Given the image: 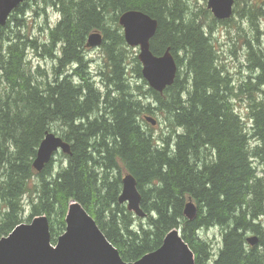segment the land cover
I'll return each instance as SVG.
<instances>
[{
    "label": "trees",
    "instance_id": "obj_1",
    "mask_svg": "<svg viewBox=\"0 0 264 264\" xmlns=\"http://www.w3.org/2000/svg\"><path fill=\"white\" fill-rule=\"evenodd\" d=\"M33 1L44 15L50 7L60 16L43 29L44 40L23 23L28 1L0 27V238L28 209L26 223L48 218L53 244L77 202L124 262L156 250L179 229L195 264H264V0L234 9L254 38L245 54L250 74L238 88L218 64L212 38L232 19L216 20L205 6L194 13L187 0ZM128 10L156 19L150 50L174 56L178 72L162 94L147 87L125 43L118 17ZM92 32L102 35L94 73L86 54ZM29 51L53 63L50 73L32 64ZM240 96L245 119L233 103ZM154 110L165 116V137L144 120ZM58 127L70 153H61L56 168L53 158L36 172L38 146ZM123 173L137 182L145 225L118 202ZM188 199L197 207L191 221L183 215ZM212 227L221 234L218 250L199 235ZM250 235L256 245L248 244Z\"/></svg>",
    "mask_w": 264,
    "mask_h": 264
},
{
    "label": "water",
    "instance_id": "obj_2",
    "mask_svg": "<svg viewBox=\"0 0 264 264\" xmlns=\"http://www.w3.org/2000/svg\"><path fill=\"white\" fill-rule=\"evenodd\" d=\"M28 0H0V27L6 25L11 13ZM206 7L216 20L232 17L234 0H205ZM125 43L137 48L141 64V75L148 87L162 94L176 78L178 67L174 56L167 49L156 56L150 50V41L157 29V20L147 14L128 10L118 17ZM102 35L92 32L87 38V48H98ZM151 125L155 122L149 117ZM70 153V146L59 136L47 132L36 151L32 166L41 172L51 162L54 154ZM141 196L135 178L124 173L121 177L119 204L139 218L146 214L140 207ZM188 220L197 216V207L188 200L183 210ZM249 245L258 243L255 236L247 239ZM0 264H195L193 252L177 229L170 230L159 248L135 262H124L117 249L107 240L95 220L77 202H71L65 217V231L54 244L50 240L49 220L45 215L37 216L29 223H22L9 234L0 238Z\"/></svg>",
    "mask_w": 264,
    "mask_h": 264
},
{
    "label": "rangeland",
    "instance_id": "obj_3",
    "mask_svg": "<svg viewBox=\"0 0 264 264\" xmlns=\"http://www.w3.org/2000/svg\"><path fill=\"white\" fill-rule=\"evenodd\" d=\"M235 1L236 3L238 2V4H236L233 9H236L237 7L239 10L243 5V0H234V2ZM28 4L29 5L26 8L25 15L23 18L24 19L23 23L30 26L29 29L27 28V31H29L33 36H36L39 39L44 40L46 31L44 32L43 29H47L48 27L52 28L57 23L60 16L57 11L51 9L50 7H47V10H45L46 15H44L40 10L41 6H38V4H36V1L28 0ZM187 4L190 7V10H192L194 13L198 11L196 7L198 8H201L203 6L206 7L205 0H187ZM230 19H232L231 22L218 24V26H216L214 32L212 33V38L214 39L216 51L219 56L218 64L225 69L226 73L230 77H232V80L234 81L236 88H238V85L243 80H246L248 75L250 74L246 68L245 54H246L248 41L254 43V38L250 33L246 19L240 18L237 14H234V10L232 17ZM11 29L13 31H16L14 27H12ZM40 32L43 34L42 36ZM259 39L262 45H264V37L260 35ZM131 49L134 50V52L132 53H136V54L138 53L137 48H131ZM86 54L87 57L91 59V69L92 72L94 73L98 69L99 64L101 63L100 50L99 48H89ZM29 57L31 58L32 64L34 66H40V69L46 70L47 72L50 73V69L53 66V63L50 60L35 58L33 56V53H31L30 51H29ZM100 91H103V89H101ZM240 97L241 98L234 99L233 103L236 111L245 119L246 100L243 99L244 95L243 97L242 96ZM153 101L154 99H152V102ZM145 116L149 117L155 122L154 125H151V123L145 120V122L153 129V133L156 136L162 135L164 133V137H165L168 134L169 127L165 123L164 120L165 116L163 113L155 111L154 114H145L144 118ZM52 131H55V133L54 132L52 133L58 134L60 128L58 127V130L54 128L52 129ZM53 158H54L53 167L56 168L57 162L61 159V152L54 154ZM28 215H29V210L27 209L26 212L23 214L22 223H26V218ZM133 216L135 217L136 220L137 216L135 215ZM139 223L144 224L145 219L137 218L135 224L138 225ZM199 235L202 239L211 242L214 249L218 250L221 242V234L219 228L212 227L207 230L202 229L200 230ZM249 237H251V235Z\"/></svg>",
    "mask_w": 264,
    "mask_h": 264
},
{
    "label": "bare ground",
    "instance_id": "obj_4",
    "mask_svg": "<svg viewBox=\"0 0 264 264\" xmlns=\"http://www.w3.org/2000/svg\"><path fill=\"white\" fill-rule=\"evenodd\" d=\"M188 6V5H187ZM163 19V18H162ZM198 21V20H197ZM203 21V20H202ZM228 21V20H227ZM230 21V20H229ZM209 22V21H208ZM211 22V21H210ZM229 23V22H228ZM209 24V23H208ZM157 25H158V23H157ZM202 27H204V26H202ZM242 30V29H241ZM207 32V31H206ZM252 34V33H251ZM118 49V48H117ZM253 56V55H252ZM260 57H261V55H260ZM101 59V58H100ZM247 60V59H246ZM256 60H258V59H256ZM98 65V64H97ZM184 71V70H183ZM183 73V72H182ZM142 76V75H141ZM181 76V75H180ZM139 84V83H138ZM129 86V85H128ZM125 88V87H124ZM126 89V88H125ZM132 89V88H131ZM120 90V89H119ZM130 92V91H129ZM129 94V93H128ZM136 94V93H135ZM144 94V93H143ZM147 94V93H146ZM116 95V94H115ZM141 95V94H140ZM139 95V96H140ZM151 95V94H150ZM142 97V96H141ZM100 101V100H99ZM143 101V100H142ZM145 102V101H144ZM157 102H158V100H157ZM168 102V101H167ZM155 103H156V101H155ZM154 103V104H155ZM169 104V103H168ZM156 107V106H155ZM154 107V108H155ZM162 107V106H161ZM156 110V109H155ZM154 110V111H155ZM146 117V116H145ZM56 135V134H55ZM139 192V191H138ZM141 196V195H140ZM188 200H191V199H188ZM192 201V200H191ZM193 202V201H192ZM194 203V202H193ZM140 204H141V201H140ZM195 204V203H194ZM196 206V205H195ZM141 207V206H140ZM184 210V209H183ZM183 215H184V213H183ZM186 218V217H185ZM187 219V218H186ZM188 220V219H187ZM190 221V220H189ZM177 230H179V229H177ZM180 231V230H179ZM180 234H181V232H180Z\"/></svg>",
    "mask_w": 264,
    "mask_h": 264
}]
</instances>
